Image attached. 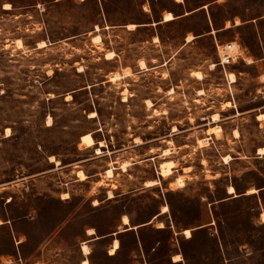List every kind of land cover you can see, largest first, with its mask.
I'll return each instance as SVG.
<instances>
[{
  "label": "rangeland",
  "instance_id": "rangeland-1",
  "mask_svg": "<svg viewBox=\"0 0 264 264\" xmlns=\"http://www.w3.org/2000/svg\"><path fill=\"white\" fill-rule=\"evenodd\" d=\"M211 2L217 26L264 14V0H0V264H134L131 238L115 256L96 239L126 210L148 212L163 189L176 228L191 231L173 242L182 264H264V20L186 46L205 15L129 29ZM157 31L162 43H148ZM216 41L238 42L240 59L223 68ZM159 166L161 186L128 200ZM145 236L161 242L151 264H174L169 231Z\"/></svg>",
  "mask_w": 264,
  "mask_h": 264
},
{
  "label": "crops",
  "instance_id": "crops-1",
  "mask_svg": "<svg viewBox=\"0 0 264 264\" xmlns=\"http://www.w3.org/2000/svg\"><path fill=\"white\" fill-rule=\"evenodd\" d=\"M182 2H183V0L177 1L178 4H181ZM215 3L211 2L207 5L203 4L202 6L197 8L196 10L186 11L182 14H174L171 11H167V12H171L173 14V16L175 17V19L170 20V21H164V16H165L166 12H163L159 18L160 20H157V21L154 20L152 22H147L146 24H143V25H136V24L135 25H136V28L138 26L148 27V28L153 27V26L160 27L162 25L165 26V25L173 24L176 21L182 20L183 18H186L189 16L205 15L206 21H205V25L203 27L202 32L200 34H196V36H192L193 38L191 40H188L189 36L184 37L183 43L186 46L189 43H192L194 40L201 41L204 38H206L207 36L217 34L220 31H226V30H230V29L241 28L242 26H245L248 24L260 23L264 20V14H262L256 19L246 20V21H241V22H238L236 19H233V20L227 19V20H225V22L222 26H217L216 23L213 21L212 16L208 15L209 12L208 11L206 12L207 8H210ZM156 38H157V40H156ZM147 42L153 43V44H157L158 42L162 43V37L159 34V32L157 31L156 35L153 34L152 38L150 40H148ZM216 42L218 43V41H216ZM234 42L238 46H240V44L238 42H236V41H234ZM240 49H241V46H240ZM259 115L260 114L255 115V120L257 121L259 126H261V122L263 121V119H258ZM94 134H96V133H91V135L95 141V138L93 136ZM99 143H101V142H99ZM96 144L97 143L95 142V145ZM136 146L138 147V145H136ZM101 147L105 148V146H101ZM87 148H90V147H87ZM114 153H116V152H114ZM259 155H261V154H259ZM162 156H164L163 152L162 153L158 152L157 154H155V156L149 157L145 161V163L149 164L148 162L157 160L158 158H160ZM121 168H122L121 166H119V167L112 166V169L114 172V177H115L117 171ZM109 169H110L109 167H107L105 169V171H104L105 175L107 174V171ZM76 174H78V172H76ZM156 174H157V176H156ZM156 177H158V180ZM153 178H154L153 180H157L159 182L158 185L147 186L146 185L147 181H146L143 183L142 186L138 187L135 191H133L127 199L131 200V201L139 200L140 202H142V199H140V197H142V195H144L148 192L150 193V191H151L150 188L161 186L163 180L161 178L160 166H159V168H157V170L155 172V176H153ZM148 181H151V180H148ZM171 184H172V182L170 183V185ZM159 188H157V189H159ZM164 190L165 189H163V192H161V193L159 192V194H157V197H156V199L153 200V203H151L148 212L142 211L143 209H140L139 211H136V212H129L126 210L120 216V219H119L117 226H116V228H117L116 231L104 234V235H102L96 239L98 241H101V240L107 241V245H108L107 252H108V254H109V251L111 250V248L114 247L115 241L119 242V248L117 249V252L114 255L109 254L110 256L117 255V253L122 249L124 241L131 238L133 240V243H132L133 246L131 247L130 252H131V255L133 256L134 264H151L150 261L147 259L146 254L148 252L155 251L161 242H156L154 244H151L150 246L148 245V241L146 239L145 234L149 229H155L157 231H163V230L169 231L170 232V242H172V243L175 241L176 242L179 241L181 239V236H184V230H186V229L178 230L176 228V225H175V222L173 219V215L171 214L170 206H169L168 202L166 203L164 201V195H166V192ZM170 190H171L170 187L166 189L167 192H170ZM227 192H228V189H227ZM254 194L255 193H248V191H247L245 195L248 196V195H254ZM230 195H232V194H230ZM233 197H235V196H233ZM116 202H118V201H116ZM141 204L143 206H148V205H146V203H141ZM164 206L169 207V210L167 212H163ZM125 216L129 219L128 224L123 222ZM213 229H214V222L211 221L209 223L204 224L200 230H209L212 232ZM89 236H93V235H89ZM192 236H193V233H192ZM187 239H189V238H187ZM175 245H176L175 243L172 244L173 247L171 248V251H170L172 253V255L170 257L171 261L174 264H182L183 258L181 256V254L178 252V250L176 249ZM175 256H181V258H182L181 261H175L174 260Z\"/></svg>",
  "mask_w": 264,
  "mask_h": 264
},
{
  "label": "bare ground",
  "instance_id": "bare-ground-1",
  "mask_svg": "<svg viewBox=\"0 0 264 264\" xmlns=\"http://www.w3.org/2000/svg\"><path fill=\"white\" fill-rule=\"evenodd\" d=\"M177 1H181V0H177ZM7 6H8V8H10V5H7ZM173 19H175V17L173 16V14H172L171 12H166V13H165L164 21H170V20H173ZM135 28H136V25H135V24H130V25H129V29L134 30ZM192 38H193L192 36H189L188 40H191ZM93 39H94V40H97V42L100 41V40H99V39H100L99 35L96 36V37H94ZM156 39H157V38H156ZM19 45H21L20 42H19ZM44 46H45V43H44V44L42 43L40 47H44ZM114 57H115V53H114V52H108V53L106 54V58L109 59V60L113 59ZM140 65H141L142 68H146V69H147L146 63H145L144 61H141V62H140ZM215 66H216L215 64H212V65H211V69L215 68ZM195 75H196V77H197L199 80L203 79V74H202V72H200V71H199V72H196ZM118 76H119V75H114V76H112V79L117 78ZM230 76H231V82H232V83H233V82H236V75L232 73ZM148 104L151 106V105H152V102H151L150 100H148ZM96 115H97L96 113H92V114H91V117H96ZM217 118H218V114L214 115V118H213L214 121L218 120ZM263 118H264V114H260L259 117H258V119H263ZM49 122H51V119H49ZM212 129H216V131H217V130L219 131V130H221V127H220V126H217V127H215V128H211V129L208 130V133H210ZM175 130H176V128H174V131H175ZM236 134L238 135V133H236ZM82 142L85 143L86 146H91V145H93V140H92V138H91V135H87V136L83 137ZM199 143H200L201 145H207V144H208V139H205V140H199ZM97 153H101V150H100V149H97ZM169 153H170L169 150H165L164 155H167V154H169ZM259 154H264V148H261V149L259 150ZM224 160H225V163L228 164V163H230V161H231V157H230V156H226V157L224 158ZM172 167H173V162H172V161L163 163V164L161 165L163 175H164V176H168V175H170V174L172 173ZM188 170H189V169H188ZM107 173H108L109 176H111L113 172H112V170L110 169ZM78 176L80 177L81 180H84V179H85V176L83 175V172H82V171H79V172H78ZM179 182L182 183L183 181L180 180ZM155 184H157V181L147 182V185H148V186H152V185H155ZM235 191H236V189H235L233 186H229V188H228V192H229V194H232V195H233V194H235ZM256 192H257L256 189H250V190L248 191V193H256ZM112 196H113V195L110 194V197H112ZM167 211H168V207H164V208H163V212H167ZM261 218H262V222L264 223V213L262 214ZM123 222H125V223L128 224L129 219L125 216ZM184 233H185L188 237L191 236V231H190L189 229L185 230ZM88 234H90V235H94V234H96V232H95L94 229H90V230L88 231ZM118 248H119V242L115 241V245H114L113 248H111V250H110V254H111V255H114V254L117 252V249H118ZM85 250H87V251H85ZM82 251H83V254H84V255H89V254H91V250H90V248H89L88 245H83V246H82ZM178 260H180V259H178ZM82 264H90V262L86 259V260H84V261L82 262Z\"/></svg>",
  "mask_w": 264,
  "mask_h": 264
},
{
  "label": "built area",
  "instance_id": "built-area-1",
  "mask_svg": "<svg viewBox=\"0 0 264 264\" xmlns=\"http://www.w3.org/2000/svg\"><path fill=\"white\" fill-rule=\"evenodd\" d=\"M216 47L219 57V64L223 68L236 63L242 55L240 46H238L235 42H228L225 44L217 43Z\"/></svg>",
  "mask_w": 264,
  "mask_h": 264
},
{
  "label": "snow or ice",
  "instance_id": "snow-or-ice-1",
  "mask_svg": "<svg viewBox=\"0 0 264 264\" xmlns=\"http://www.w3.org/2000/svg\"><path fill=\"white\" fill-rule=\"evenodd\" d=\"M85 251H87V250H85Z\"/></svg>",
  "mask_w": 264,
  "mask_h": 264
}]
</instances>
